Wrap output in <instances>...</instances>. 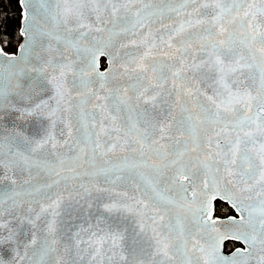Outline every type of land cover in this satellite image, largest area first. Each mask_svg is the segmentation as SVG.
Instances as JSON below:
<instances>
[{"label":"snow or ice","instance_id":"6c2138e0","mask_svg":"<svg viewBox=\"0 0 264 264\" xmlns=\"http://www.w3.org/2000/svg\"><path fill=\"white\" fill-rule=\"evenodd\" d=\"M16 2L0 264H264V0Z\"/></svg>","mask_w":264,"mask_h":264},{"label":"trees","instance_id":"16d2710c","mask_svg":"<svg viewBox=\"0 0 264 264\" xmlns=\"http://www.w3.org/2000/svg\"><path fill=\"white\" fill-rule=\"evenodd\" d=\"M7 15L9 30L13 33V36L19 30L20 27V6L17 4L16 0H0V16ZM15 43V40H13ZM7 51H12V49H7ZM103 67L105 66L104 58L102 60ZM234 214L233 210L228 206V204L217 201L215 205V215L214 217H228ZM238 244L235 242H227L226 251L229 252Z\"/></svg>","mask_w":264,"mask_h":264},{"label":"water","instance_id":"95a60500","mask_svg":"<svg viewBox=\"0 0 264 264\" xmlns=\"http://www.w3.org/2000/svg\"><path fill=\"white\" fill-rule=\"evenodd\" d=\"M20 23H21V21H20ZM102 60H103V58H101V70H103V68L106 66V65H105V66L103 67ZM5 183H7V181H5ZM222 202H224V201H222ZM224 203H226V202H224ZM215 205H216V202H214V206H213V218H215V217H214V215H215ZM228 206L231 207L230 205H228ZM93 210H95V208H93ZM233 210H234V209H233ZM234 212H235V210H234ZM235 214H236V213H235ZM236 215H237V214H236ZM231 216H234V215H231ZM228 217H229V216H228ZM216 218L227 219V217H216ZM93 223H94V221H93ZM228 242H229V241H228ZM238 243H240V242H238ZM226 244H227V242H226ZM240 244H241V246H240L241 248L244 247V245H243L242 243H240ZM232 251H233V250H232ZM230 252H231V251H229V252L226 251V245H225V254H230Z\"/></svg>","mask_w":264,"mask_h":264},{"label":"flooded vegetation","instance_id":"af4514ba","mask_svg":"<svg viewBox=\"0 0 264 264\" xmlns=\"http://www.w3.org/2000/svg\"><path fill=\"white\" fill-rule=\"evenodd\" d=\"M231 208V207H230ZM232 209V208H231ZM233 210V209H232ZM233 212H234V210H233ZM232 215H236L235 214V212H234V214H232ZM230 242H233V241H230ZM235 243H237L238 245L237 246H235V247H240L241 246V244L240 243H238V242H235ZM232 250H234V248L232 249ZM232 250H230V251H232Z\"/></svg>","mask_w":264,"mask_h":264}]
</instances>
